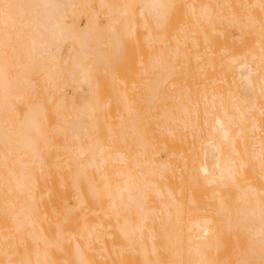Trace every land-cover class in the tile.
Here are the masks:
<instances>
[{"label":"bare ground","instance_id":"bare-ground-1","mask_svg":"<svg viewBox=\"0 0 264 264\" xmlns=\"http://www.w3.org/2000/svg\"><path fill=\"white\" fill-rule=\"evenodd\" d=\"M0 264H264V0H0Z\"/></svg>","mask_w":264,"mask_h":264},{"label":"rangeland","instance_id":"rangeland-1","mask_svg":"<svg viewBox=\"0 0 264 264\" xmlns=\"http://www.w3.org/2000/svg\"><path fill=\"white\" fill-rule=\"evenodd\" d=\"M104 20H105V19H104ZM104 20L102 21V23L105 25L106 23H105ZM85 21H86V20H85V18L83 19V17H82V20H81V19L79 20L80 23H78V24H79V26H80L81 28L84 27ZM103 24H102V25H103ZM142 30L144 31V29H142ZM233 33H234V35H237V32H236L235 30H233ZM132 38H133V37H131L130 39H132ZM65 45H66V44L63 45V48H62V51H61V53H62L61 55H62V56H64L65 54H67L66 51H68L67 48H68L69 45L67 46V48L65 47ZM64 47H65V49H64ZM102 48H104V47H102ZM105 48H106V47H105ZM105 48H104V49H105ZM66 49H67V50H66ZM106 50H107V49H106ZM123 53H124V52H123ZM124 54H125V53H124ZM65 56H66V55H65ZM65 56H64V57H65ZM33 77H35V75H34ZM36 77H40V76L37 75ZM36 77H35V78H36ZM33 79H34V78H33ZM38 79H40V78H38ZM40 80H41V79H40ZM84 90H85V88H84ZM71 91H72L71 88L67 90L68 95H69V96L71 95L70 97H72V98H74V97L77 98V100H79L83 95H85V92H84V91H79L76 95H75V93H73L74 91H72V92H71ZM85 91H86V90H85ZM78 94H79V95H78ZM78 98H79V99H78ZM20 105H21V104H20ZM18 106H19V105H18ZM20 108H21V106H20Z\"/></svg>","mask_w":264,"mask_h":264}]
</instances>
